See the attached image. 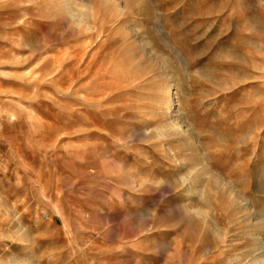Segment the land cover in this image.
Here are the masks:
<instances>
[{
    "label": "rangeland",
    "instance_id": "1",
    "mask_svg": "<svg viewBox=\"0 0 264 264\" xmlns=\"http://www.w3.org/2000/svg\"><path fill=\"white\" fill-rule=\"evenodd\" d=\"M0 264H264V0H0Z\"/></svg>",
    "mask_w": 264,
    "mask_h": 264
},
{
    "label": "bare ground",
    "instance_id": "2",
    "mask_svg": "<svg viewBox=\"0 0 264 264\" xmlns=\"http://www.w3.org/2000/svg\"><path fill=\"white\" fill-rule=\"evenodd\" d=\"M107 66H109V64L108 65H106V67H104V66H102V67H104L106 70H107ZM102 67L100 66V68L96 71V73L97 72H99L101 69H102ZM103 68V69H104ZM102 69V70H103ZM109 69V68H108ZM105 70V71H106ZM98 74V73H97ZM138 74H135V76H137ZM100 77H101V74H100ZM138 78H139V76H138ZM166 79V81H165V83H162V85L160 86V87H158L159 89H158V93H159V96H160V99H161V101H162V103H163V107H161V108H163V116L165 117V119H166V117L168 116V115H172L171 113H172V108L175 106V102H173L174 101V98H175V96H173L172 95V93L169 91V88L171 87V79L169 78V76L168 75H166V77H165ZM164 82V81H163ZM171 84V85H170ZM171 89V88H170ZM175 95V94H174ZM178 108H176V110H177ZM162 111V110H161ZM178 111V110H177ZM160 112V111H159ZM174 116V115H173ZM177 113H176V115L174 116V118L172 119V121L171 122H169L170 123V125H171V127H174L175 125H177V127L176 128H180L181 129V126H179L178 125V123L180 122V121H178L177 120ZM164 119V120H165ZM167 121H169V118H168V120ZM179 131H181V130H179ZM182 132V131H181ZM151 135V134H150ZM156 137V136H155Z\"/></svg>",
    "mask_w": 264,
    "mask_h": 264
}]
</instances>
